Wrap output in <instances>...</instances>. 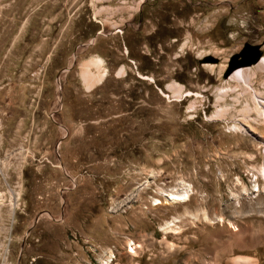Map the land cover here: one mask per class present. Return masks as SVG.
I'll return each instance as SVG.
<instances>
[{
    "label": "rangeland",
    "instance_id": "1",
    "mask_svg": "<svg viewBox=\"0 0 264 264\" xmlns=\"http://www.w3.org/2000/svg\"><path fill=\"white\" fill-rule=\"evenodd\" d=\"M246 42L264 0H0V264H264Z\"/></svg>",
    "mask_w": 264,
    "mask_h": 264
},
{
    "label": "water",
    "instance_id": "2",
    "mask_svg": "<svg viewBox=\"0 0 264 264\" xmlns=\"http://www.w3.org/2000/svg\"><path fill=\"white\" fill-rule=\"evenodd\" d=\"M262 56L263 50L261 44L246 42L239 52L230 57L225 76L228 77L238 68L249 67L257 64L261 60Z\"/></svg>",
    "mask_w": 264,
    "mask_h": 264
},
{
    "label": "bare ground",
    "instance_id": "3",
    "mask_svg": "<svg viewBox=\"0 0 264 264\" xmlns=\"http://www.w3.org/2000/svg\"><path fill=\"white\" fill-rule=\"evenodd\" d=\"M259 63H260L262 66H264V57H263V56H262L261 60L259 61ZM207 65H208V64H207ZM210 65H211V64H210ZM103 76H104V75L102 74V76H101L98 80H101ZM245 77H246V71H245V67H243V68H238V69L234 70V71L232 72L231 76H230V79L232 78V79L239 80V81H242V82L245 83V81H247V80H245ZM260 101H263V100H260ZM243 125H245V124H243ZM248 127H249L250 130H252L251 126H248ZM189 197H190V191L188 190V188H184V189H182V190H177V191L166 192V198H167L168 200L175 201V202H178V201H186V200L189 199ZM159 202H161V201H159ZM159 202H158V203H159ZM218 218H219L218 221H220V222H224V221H225L224 217H222V216H219ZM229 223H231V222L229 221ZM231 226H233V228L236 227V226L233 225L232 223H231ZM236 229L239 230L238 228H236ZM236 229H234V230H236ZM237 230H236V231H237ZM223 233H224V232H223V229H219V230H217V231L215 232V235H217V238H218V237L221 238ZM233 234H234V233H233ZM237 236H238V235H237ZM221 239H222V238H221ZM219 240H220V239H219ZM225 243H226V242H225L224 240L220 242V244L223 245V246H225ZM230 244H231V243H230ZM227 247H229V246H226L225 249H227ZM132 250H133L132 252L134 253L135 250H134L133 247H132ZM234 263H235V262H234ZM235 264H236V263H235ZM249 264H251V263L249 262Z\"/></svg>",
    "mask_w": 264,
    "mask_h": 264
}]
</instances>
